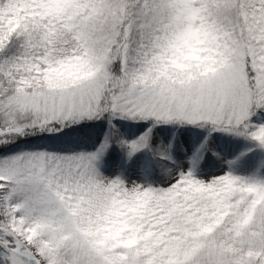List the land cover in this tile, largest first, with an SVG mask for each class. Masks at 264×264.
Listing matches in <instances>:
<instances>
[{"label":"snow or ice","instance_id":"snow-or-ice-1","mask_svg":"<svg viewBox=\"0 0 264 264\" xmlns=\"http://www.w3.org/2000/svg\"><path fill=\"white\" fill-rule=\"evenodd\" d=\"M261 169L264 0H0V264H264Z\"/></svg>","mask_w":264,"mask_h":264},{"label":"trees","instance_id":"trees-1","mask_svg":"<svg viewBox=\"0 0 264 264\" xmlns=\"http://www.w3.org/2000/svg\"><path fill=\"white\" fill-rule=\"evenodd\" d=\"M235 143L237 144V152H236L237 155L239 154V152L246 150L245 146L243 145V142L237 141ZM253 156H254L253 154H251V153L249 154V158L246 162L247 164L251 163V159L253 158ZM232 158H233L232 156H229V159H232ZM261 171H264V169H261Z\"/></svg>","mask_w":264,"mask_h":264},{"label":"rangeland","instance_id":"rangeland-1","mask_svg":"<svg viewBox=\"0 0 264 264\" xmlns=\"http://www.w3.org/2000/svg\"><path fill=\"white\" fill-rule=\"evenodd\" d=\"M253 165H255L257 168H259V161L256 159L255 156H253L252 160H251V163L250 164H246L245 167L247 169H251L253 167ZM241 171V174H247L243 169L240 170Z\"/></svg>","mask_w":264,"mask_h":264}]
</instances>
